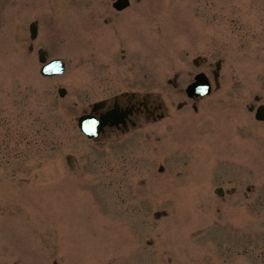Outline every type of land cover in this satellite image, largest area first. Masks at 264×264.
<instances>
[{
	"label": "rangeland",
	"instance_id": "1",
	"mask_svg": "<svg viewBox=\"0 0 264 264\" xmlns=\"http://www.w3.org/2000/svg\"><path fill=\"white\" fill-rule=\"evenodd\" d=\"M114 1L0 0V264H264V122L247 108L264 103V0ZM40 48L64 75H41ZM220 60L221 87L179 108ZM122 90L168 117L86 138L88 103Z\"/></svg>",
	"mask_w": 264,
	"mask_h": 264
},
{
	"label": "flooded vegetation",
	"instance_id": "2",
	"mask_svg": "<svg viewBox=\"0 0 264 264\" xmlns=\"http://www.w3.org/2000/svg\"><path fill=\"white\" fill-rule=\"evenodd\" d=\"M128 9L115 10L117 13H121ZM113 13L114 11L112 15ZM111 19L112 17L106 21L110 23ZM198 62L200 66L202 61L198 60ZM177 79H179L178 75ZM177 79L174 83L176 88L179 86ZM191 101L195 100H184L179 107H189L192 105ZM83 111L97 118L108 117V122L100 133V141L122 144L127 137H132L133 133L144 128L145 124L151 125L168 117L169 108L163 101H160V95H144L136 90H122L94 100Z\"/></svg>",
	"mask_w": 264,
	"mask_h": 264
},
{
	"label": "water",
	"instance_id": "3",
	"mask_svg": "<svg viewBox=\"0 0 264 264\" xmlns=\"http://www.w3.org/2000/svg\"><path fill=\"white\" fill-rule=\"evenodd\" d=\"M126 4V2H125ZM42 60L43 56H42ZM63 72V65L60 63V61L56 60L48 65H46L43 69V73L47 75H52V74H58ZM207 86V80H204L201 78V82H198L192 87V92L194 94H199V93H205L207 92V89L205 88ZM64 90H61L63 93ZM257 117L259 119H264V110H260L257 114ZM104 123V121H103ZM102 123V124H103ZM101 122H95L92 118H82L81 119V127L84 131H86L90 136L94 135L95 129L97 125H100Z\"/></svg>",
	"mask_w": 264,
	"mask_h": 264
}]
</instances>
